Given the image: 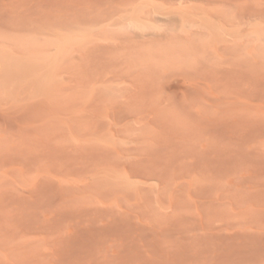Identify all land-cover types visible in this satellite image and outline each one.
<instances>
[{
  "label": "rangeland",
  "instance_id": "1",
  "mask_svg": "<svg viewBox=\"0 0 264 264\" xmlns=\"http://www.w3.org/2000/svg\"><path fill=\"white\" fill-rule=\"evenodd\" d=\"M0 264H264V0H0Z\"/></svg>",
  "mask_w": 264,
  "mask_h": 264
}]
</instances>
